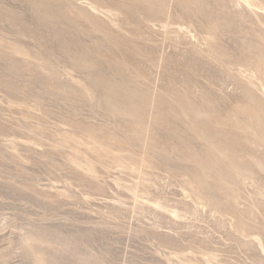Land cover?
<instances>
[{"label": "rangeland", "instance_id": "rangeland-1", "mask_svg": "<svg viewBox=\"0 0 264 264\" xmlns=\"http://www.w3.org/2000/svg\"><path fill=\"white\" fill-rule=\"evenodd\" d=\"M0 264H264V0H0Z\"/></svg>", "mask_w": 264, "mask_h": 264}]
</instances>
